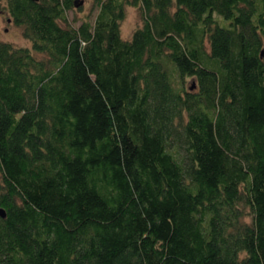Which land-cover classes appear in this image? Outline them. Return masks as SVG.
I'll return each mask as SVG.
<instances>
[{
	"label": "trees",
	"instance_id": "trees-1",
	"mask_svg": "<svg viewBox=\"0 0 264 264\" xmlns=\"http://www.w3.org/2000/svg\"><path fill=\"white\" fill-rule=\"evenodd\" d=\"M73 1L0 0V264H264V0Z\"/></svg>",
	"mask_w": 264,
	"mask_h": 264
},
{
	"label": "rangeland",
	"instance_id": "rangeland-1",
	"mask_svg": "<svg viewBox=\"0 0 264 264\" xmlns=\"http://www.w3.org/2000/svg\"><path fill=\"white\" fill-rule=\"evenodd\" d=\"M79 7H73L66 12V17L71 24L75 25L78 20L85 17L89 12V6L91 5V0H82L78 3ZM123 16L121 17L119 23L120 34L123 37H128L132 31V27L136 25L139 21L137 18L136 10L134 7L124 6ZM94 10L89 13V18L92 17ZM7 15L4 13L2 7H0V39L12 42L15 45H28V40L21 34L18 25L13 24L11 21H6ZM188 85V80L185 81Z\"/></svg>",
	"mask_w": 264,
	"mask_h": 264
},
{
	"label": "water",
	"instance_id": "water-1",
	"mask_svg": "<svg viewBox=\"0 0 264 264\" xmlns=\"http://www.w3.org/2000/svg\"><path fill=\"white\" fill-rule=\"evenodd\" d=\"M82 0H74L73 4L76 5L77 3H81ZM8 20V19H7ZM193 85V83L190 85V87ZM5 212L3 211L2 207H0V215L4 216Z\"/></svg>",
	"mask_w": 264,
	"mask_h": 264
}]
</instances>
